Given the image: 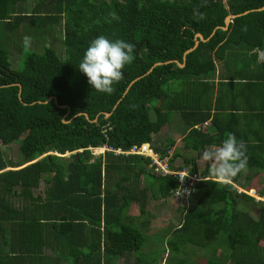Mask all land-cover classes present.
I'll return each instance as SVG.
<instances>
[{
    "label": "trees",
    "instance_id": "1",
    "mask_svg": "<svg viewBox=\"0 0 264 264\" xmlns=\"http://www.w3.org/2000/svg\"><path fill=\"white\" fill-rule=\"evenodd\" d=\"M262 7L264 0H0V147L17 142L22 160L8 162L0 150V264H115L121 257L123 264H157L140 252L143 230L126 213L137 206L147 228V203L171 197L177 178L152 173L149 159L93 158L88 148L152 142L174 115L183 135L173 160L211 179L195 184L175 237L165 241L166 257L179 255L176 264H264V201L235 188L264 198V140L245 142V173L253 179L243 180L241 172L220 184L205 164L202 171L197 165L205 149L239 134L225 126L236 118L223 107L227 87L252 78L264 84V63L253 53L264 50ZM239 14L227 30L214 31ZM101 34L135 45L133 62L110 95L95 91L77 66ZM195 34L209 40L184 62ZM14 44L20 50L15 68ZM52 96L58 105L45 103ZM208 121L206 132L196 128ZM165 144L155 151L164 155L174 142ZM113 174L118 178L110 184ZM186 246L203 256L190 258Z\"/></svg>",
    "mask_w": 264,
    "mask_h": 264
},
{
    "label": "clouds",
    "instance_id": "2",
    "mask_svg": "<svg viewBox=\"0 0 264 264\" xmlns=\"http://www.w3.org/2000/svg\"><path fill=\"white\" fill-rule=\"evenodd\" d=\"M112 18L118 19L115 14H113ZM23 44L25 48H30L31 37L25 36L23 38ZM134 53L135 45L133 43L122 39H109L107 36L101 34L89 43L83 53L80 63L77 65L78 70L87 77L88 84L91 85L95 91L110 95L114 91V85L123 79L124 68L133 62ZM253 53L257 55V61L259 63H264V50L254 49ZM64 107L66 108V106ZM209 125L210 123L208 121L203 125L196 126V128L202 132H206L205 129ZM142 144H149L156 154H160L155 151V146H153L152 142ZM91 149L96 148H88L93 156L95 152H91ZM168 149H173V147L167 148L166 151ZM80 151L81 150L78 152ZM103 154L99 153L97 157ZM65 155L69 156L70 154L68 153ZM97 157L93 156V158ZM177 159L178 157L174 159V161ZM200 160L207 166L209 176L214 178L217 183H230L238 174L247 171L249 160L247 155V144L242 140L238 141L235 134L229 133L218 146L205 149L201 153ZM188 174L189 172H186L185 177L188 176ZM209 179L211 178L207 177V180ZM235 188L238 194L244 193L248 195L246 193L248 192L247 190L238 186H235ZM251 192L257 195V197L254 198L257 199L259 197L255 190H251ZM179 194H187V190ZM259 198L264 200L262 197Z\"/></svg>",
    "mask_w": 264,
    "mask_h": 264
},
{
    "label": "rangeland",
    "instance_id": "3",
    "mask_svg": "<svg viewBox=\"0 0 264 264\" xmlns=\"http://www.w3.org/2000/svg\"><path fill=\"white\" fill-rule=\"evenodd\" d=\"M58 47H60V45ZM11 50H12L11 65L13 68H15L17 66V61L20 58V50H19V47L15 44L14 46L12 45ZM150 116H151V120L154 121L155 115L151 113ZM177 125H178L177 115H174L172 123H170L169 125L163 126L160 132L158 133V135L153 136V140H152L153 146L164 149V147L168 146L167 144H165V140L171 139L174 142V145H173L174 151L179 149V147H181L182 145L181 140H182L183 134L177 131ZM0 150L3 154V157L8 162L18 163V164L22 162L21 158L19 157L17 142L12 143L7 146H1ZM53 155H55V153H53ZM98 155L99 153L95 152L93 156L97 157ZM64 157H68V156L65 155ZM175 163L177 165H181L183 163V160L178 158L177 160H175ZM197 165L199 168H201V171H202L204 163H202L201 160H199L197 162ZM248 175L249 174L244 172V174H241L242 176L241 178L243 179L244 177ZM117 178H118L117 175L113 174L112 177L109 179V183L113 184V182L116 181ZM142 184L145 185V182L144 181L142 182L141 180H139L140 187ZM43 189H44V185H43V182H41L40 188L38 191H36V193H41ZM246 193L250 197H252L255 201L263 200V199H260L259 197L257 199L254 198V197H257L256 194L254 195V192L248 191ZM190 203L191 202L188 200V198H182V197L175 198L174 195H172L171 197L167 199H159L156 201L150 200V202H148L146 206V211L148 212V215L146 214V216H144L145 217L144 220L148 221V226L145 229L141 227V222L143 220L141 216H138L139 212H138L137 206L132 205L129 208L128 212L126 213L127 216L131 218L130 220L128 219L127 222L133 223L143 230L145 241H144V245L142 246V249L140 250V252H145L147 254L150 253L151 255L150 260L158 258L157 264H167L165 260L169 261V264H176L177 259L179 258V255L168 253V257H166L167 256L166 252H168V250L165 251V248L167 246L165 241L167 239H171L172 237H175V234L173 235V232L175 229L179 228V226L182 223V219H183L182 209L183 207L187 208L190 205ZM253 213L254 212L250 210L248 212L249 215ZM263 246H264V243H263ZM184 249L185 251L190 253L189 254L190 258H192L193 255L197 253L196 252L195 254L191 255V253L195 252L196 248L186 246ZM46 254L50 255V253H47V252ZM196 256L198 258H201L203 256V253L200 252L199 254H196ZM130 259H131L130 260L131 262L134 261L133 256H131ZM199 260H200L199 264L204 263L202 259H199ZM124 262H125L124 258L121 257L115 261V264H123Z\"/></svg>",
    "mask_w": 264,
    "mask_h": 264
},
{
    "label": "crops",
    "instance_id": "4",
    "mask_svg": "<svg viewBox=\"0 0 264 264\" xmlns=\"http://www.w3.org/2000/svg\"><path fill=\"white\" fill-rule=\"evenodd\" d=\"M234 83V86L227 87L223 107L227 108V112L235 113L236 118L233 117L231 123L226 121L225 126L239 133V136L235 135L237 139L244 142L247 139H252L251 144H256L258 140H264V116H261L259 112L264 107V84L257 78L236 80ZM249 175L251 179L254 178L250 173ZM259 186H262L261 182ZM251 216L254 217V214ZM47 253L50 252L47 251Z\"/></svg>",
    "mask_w": 264,
    "mask_h": 264
},
{
    "label": "built area",
    "instance_id": "5",
    "mask_svg": "<svg viewBox=\"0 0 264 264\" xmlns=\"http://www.w3.org/2000/svg\"><path fill=\"white\" fill-rule=\"evenodd\" d=\"M215 1H225V0H215ZM91 152L112 153L114 156H129L137 155L143 158H149L150 163L148 167L151 168L152 173L157 176H173L177 178L179 183L178 188L175 189L173 195L175 198H191L192 192L194 190L195 184L199 181L206 180L202 176L197 174H191L187 168L183 167V164L177 165L173 160L174 151L173 149H168L164 155L156 154L149 144L133 145L129 149H113L107 145L100 148L91 149ZM178 167H182V170H178ZM189 172L188 176L185 177V173ZM185 177V178H184ZM184 178V179H183ZM183 179V180H182ZM182 180V181H181ZM187 190V194L184 193Z\"/></svg>",
    "mask_w": 264,
    "mask_h": 264
},
{
    "label": "water",
    "instance_id": "6",
    "mask_svg": "<svg viewBox=\"0 0 264 264\" xmlns=\"http://www.w3.org/2000/svg\"><path fill=\"white\" fill-rule=\"evenodd\" d=\"M261 10H264V7L260 8V9L257 10V11H261ZM247 13H249V12H245L243 15H245V14H247ZM239 16H241V14H239V15H228V16L225 18V20H224V27H217V28L214 29V31H216L217 29H221V30H224V31L227 30V26L229 25V23L231 22V20L234 19V18H236V17H239ZM214 31H213V33H214ZM213 33L210 35L209 38L212 37ZM209 38L205 39L201 34H195L194 45H193V47H192L191 49H188L187 51L184 52L183 61L185 62V56H186L187 54H189L190 52L194 51V50L198 47V45H199L200 42H207V41L209 40ZM171 62H172V61L166 62V64L171 63ZM174 63H176L180 68H183V67H184V63H179L178 61H174ZM158 65H161V63H156V64H154V66H158ZM154 66H153V67H154ZM151 70H152V69H150V71H151ZM150 71H149V72H150ZM134 81H135V80H134ZM134 81H133V82H134ZM133 82H132V83H133ZM132 83H131V84H132ZM19 88H20V87H19ZM20 92H21V89H19V94H18L19 99H20ZM126 92H127V91H126ZM20 100H21V99H20ZM51 101H53L55 105H58L57 100H56L53 96H52V97H49V98L46 100L45 103H49V102H51ZM61 107H62V108H65L64 106H61ZM68 113H69V111H68ZM84 116H85L86 119L88 120L87 115L84 114ZM105 116H106V117L110 116V113H107ZM92 122H96V120H94V121H92Z\"/></svg>",
    "mask_w": 264,
    "mask_h": 264
},
{
    "label": "bare ground",
    "instance_id": "7",
    "mask_svg": "<svg viewBox=\"0 0 264 264\" xmlns=\"http://www.w3.org/2000/svg\"><path fill=\"white\" fill-rule=\"evenodd\" d=\"M176 178V177H175Z\"/></svg>",
    "mask_w": 264,
    "mask_h": 264
}]
</instances>
